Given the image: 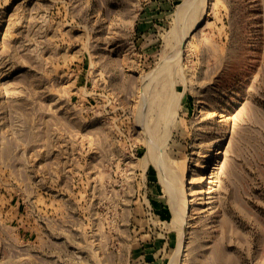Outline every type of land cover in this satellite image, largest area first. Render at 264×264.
I'll return each mask as SVG.
<instances>
[{
  "label": "rangeland",
  "instance_id": "374dc122",
  "mask_svg": "<svg viewBox=\"0 0 264 264\" xmlns=\"http://www.w3.org/2000/svg\"><path fill=\"white\" fill-rule=\"evenodd\" d=\"M183 1L0 0V264H264V0Z\"/></svg>",
  "mask_w": 264,
  "mask_h": 264
},
{
  "label": "bare ground",
  "instance_id": "6f19581e",
  "mask_svg": "<svg viewBox=\"0 0 264 264\" xmlns=\"http://www.w3.org/2000/svg\"><path fill=\"white\" fill-rule=\"evenodd\" d=\"M202 2V0H184L183 1V3H182V9L183 10H185L184 12H186L187 14L189 13V12H191V13H193V15H194V11L196 10V8H197V6H201V5H204V4H199V3H201ZM205 2V0L203 1V3ZM206 5V4H205ZM204 5V6H205ZM204 6H201V10L202 9H204V8H202V7H204ZM181 9V8H180ZM200 9V8H199ZM181 11V10H180ZM197 12H199V10L197 11ZM182 14V13H181ZM192 15V16H193ZM182 17V22H183V17L184 16H181ZM179 18H180V15H179V17H178V22H179ZM185 18V17H184ZM188 19H189V16L187 17ZM191 18V17H190ZM193 18H195V20H192ZM193 18H191L190 20H192L193 22L190 24L191 25V28H193L197 23H198V21H197V18H196V16L195 17H193ZM186 19V18H185ZM180 24V23H179ZM188 25V24H187ZM184 27V24L182 25V27H181V31L180 32H182V28ZM188 28H189V26H188ZM185 29H186V27H185ZM187 30V29H186ZM185 31V30H184ZM183 31V32H184ZM172 35H170L171 37L173 36V35H175V36H177V33H178V31H177V29H173L172 30ZM179 32V33H180ZM186 32V31H185ZM188 34V33H187ZM179 35V34H178ZM181 35V34H180ZM180 35H179V38H180ZM182 35H183V33H182ZM184 35H185V33H184ZM175 38V37H174ZM185 38V36H182V38H181V40H180V42L181 41H183V39ZM176 45H177V43H176ZM180 45V44H179ZM179 45H177V46H179ZM176 47V46H175ZM175 47H174V49H175ZM178 49V48H177ZM178 51H180V50H178ZM178 51L176 50V54H178ZM181 53V52H180ZM172 58L173 57H171L170 59L172 60ZM178 59L180 60V58L178 57ZM178 59H176L175 58V60H178ZM167 61V60H166ZM165 61V62H166ZM168 61H169V59H168ZM163 62V61H162ZM170 62V61H169ZM176 62V61H175ZM167 64V63H166ZM166 64H163V66L162 67H164ZM172 64H174L173 62H172ZM176 64V63H175ZM171 64H169V66H167L168 68H165L164 67V70L166 71V69H169L168 70V73H172L171 71H170V69H171ZM177 66V65H176ZM173 67V66H172ZM161 68V67H160ZM163 68H161L160 70H162ZM172 70V69H171ZM170 71V72H169ZM163 72V71H162ZM166 73V72H165ZM171 84V83H170ZM169 85V84H168ZM179 97V96H178ZM176 98V97H175ZM174 101V100H173ZM172 101V102H173ZM171 104V103H170ZM173 105V104H172ZM171 106V105H170ZM174 107V106H173ZM172 108V107H171ZM167 111H168V109H167ZM172 111V109L170 110V112ZM166 112V111H165ZM169 112V111H168ZM169 114V113H168ZM168 114H166V115H168ZM171 114V113H170ZM172 115V114H171ZM171 117V116H170ZM174 117V116H173ZM174 119V118H173ZM172 121V120H171ZM166 122H168V121H166ZM143 123V122H142ZM165 123V122H164ZM169 123V122H168ZM146 124V123H145ZM166 124V123H165ZM164 124V125H165ZM172 124V123H171ZM147 125V124H146ZM147 127H149V126H147ZM167 127V126H166ZM167 129V128H166ZM149 137V136H148ZM151 140H152V138H150ZM149 139V140H150ZM147 141V140H146ZM153 141V140H152ZM154 142H156L155 144L157 145V144H159V143H157V141H155L154 140ZM164 144V143H163ZM148 147H147V151H146V153H145V155L143 156V157H141V158H139L140 159V162H142V166H143V164L146 166V165H148L149 163H153L152 161H154V156H153V153H157L158 154V152H153V147L155 146L154 144H149V145H147ZM159 146H160V149L162 148V144L160 145L159 144ZM164 146V145H163ZM154 148H156L157 149V147H154ZM163 149V148H162ZM158 151H159V149H157ZM162 151V150H161ZM163 151H164V149H163ZM163 153V152H162ZM155 155V154H154ZM159 155H161V154H159ZM156 156V155H155ZM162 156H163V154H162ZM157 157V156H156ZM158 158V157H157ZM156 158V159H157ZM160 162H158L157 160H155L154 161V163H161V158L159 157V159H158ZM163 160V159H162ZM157 165V164H156ZM165 165V164H164ZM205 165V164H204ZM204 167V166H203ZM165 168H167V166L165 165ZM158 169V168H157ZM160 169H158V171H159ZM164 170V169H163ZM168 171H169V169H168ZM161 172V171H160ZM159 172V173H160ZM164 172V171H163ZM170 173V172H169ZM165 174H167V173H164V175ZM160 175V174H159ZM162 175V174H161ZM167 175H169V174H167ZM166 175V177H168ZM162 177V176H161ZM171 177H175L174 175H171ZM163 178V177H162ZM169 178V177H168ZM163 180V179H162ZM170 180V179H169ZM177 180H179V179H177ZM167 181V180H166ZM182 181V180H181ZM185 181V180H184ZM166 183V182H165ZM168 184V183H167ZM167 184H165V185H167ZM174 184H175V182H174ZM183 184V183H182ZM172 185V184H171ZM164 187H166V186H164ZM167 187H170L169 186V184L167 185ZM173 187V186H172ZM176 187V186H175ZM164 189H166V188H164ZM180 189V188H179ZM177 190V191H180V190ZM167 190V189H166ZM165 190V192H167V194H168V192L171 190V187H170V190H168V191H166ZM175 190V189H174ZM183 190V189H182ZM172 191H173V189H172ZM172 191H170L169 192V197H168V204H169V206H170V208H171V210H172V214H173V223H178V222H182V224L180 223V226L181 225H183V223L185 222H183L182 220H181V218H183V215L185 214L184 212H188V205L186 204V201H185V204L184 203H182V204H184L183 206L181 205V203L179 204V202L181 201V199H182V201H184L183 200V195H185V194H180V193H178L177 194V192L175 191V192H172ZM181 192V191H180ZM182 193H184V192H182ZM188 193V192H187ZM189 194V193H188ZM178 195V196H177ZM181 196V197H180ZM178 197H180V198H178ZM186 197V196H185ZM180 200V201H179ZM183 213V214H182ZM179 225V224H178ZM177 226V225H176ZM185 226H186V224H185ZM182 227V226H181ZM181 227H180V229H181ZM177 228V227H176ZM178 229H179V226H178ZM177 229V230H178ZM182 230V229H181ZM181 230H178V232H180ZM183 231V230H182ZM181 231V232H182ZM183 234V233H182ZM181 239V238H180ZM179 240V239H178ZM181 241H182V239H181ZM184 241V240H183ZM182 241V242H183ZM178 243H179V241H178ZM181 243V242H180ZM180 243L178 244V246L177 247H181V245H180ZM180 245V246H179ZM177 249V248H176ZM181 254V253H180ZM177 255V254H176ZM178 255H179V253H178ZM180 256V255H179ZM177 259V258H176ZM170 264H172V262L170 263ZM174 264V263H173Z\"/></svg>",
  "mask_w": 264,
  "mask_h": 264
},
{
  "label": "water",
  "instance_id": "95a60500",
  "mask_svg": "<svg viewBox=\"0 0 264 264\" xmlns=\"http://www.w3.org/2000/svg\"><path fill=\"white\" fill-rule=\"evenodd\" d=\"M183 47H184V42H183V44H182V46H181V51L183 50Z\"/></svg>",
  "mask_w": 264,
  "mask_h": 264
}]
</instances>
